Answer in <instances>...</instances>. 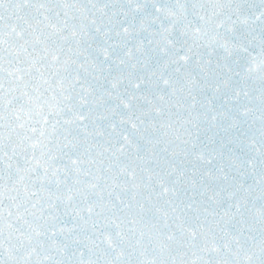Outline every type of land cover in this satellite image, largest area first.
<instances>
[{
  "label": "snow or ice",
  "instance_id": "obj_1",
  "mask_svg": "<svg viewBox=\"0 0 264 264\" xmlns=\"http://www.w3.org/2000/svg\"><path fill=\"white\" fill-rule=\"evenodd\" d=\"M0 264H264V0H0Z\"/></svg>",
  "mask_w": 264,
  "mask_h": 264
}]
</instances>
